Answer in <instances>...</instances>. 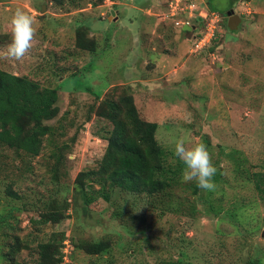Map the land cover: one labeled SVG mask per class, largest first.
<instances>
[{
  "label": "rangeland",
  "instance_id": "rangeland-1",
  "mask_svg": "<svg viewBox=\"0 0 264 264\" xmlns=\"http://www.w3.org/2000/svg\"><path fill=\"white\" fill-rule=\"evenodd\" d=\"M170 1L0 0V69L57 88L59 107L46 122L52 133L38 157L0 147V264L16 238L12 264H37V244L53 234L70 245L62 249L69 264L180 257L185 264H264V199L254 188L255 174H264V0H209L220 22L201 51L193 46L200 32L175 26L183 16L170 17ZM17 9L34 18L36 29L20 60L6 55ZM230 9L241 19L235 30L224 17ZM198 21L192 19L197 29L207 26ZM78 28L96 42L93 53L76 47ZM123 94L133 97L142 120L158 125L155 139L177 181L146 196L87 180L76 196L77 174L99 168L112 129L95 109ZM178 139L206 145L217 170L214 189L182 181L184 165L173 154ZM59 150L57 180L52 155ZM8 186L18 199L6 195ZM210 204L232 217L212 218ZM53 206L63 220L40 225L39 212ZM96 241H109L107 255L80 249Z\"/></svg>",
  "mask_w": 264,
  "mask_h": 264
},
{
  "label": "trees",
  "instance_id": "trees-1",
  "mask_svg": "<svg viewBox=\"0 0 264 264\" xmlns=\"http://www.w3.org/2000/svg\"><path fill=\"white\" fill-rule=\"evenodd\" d=\"M206 1L209 3V0ZM235 1L237 0L232 3L234 4ZM50 2L56 6H63L66 3H79L80 0H50ZM208 9L215 11L209 7ZM198 23L203 25L204 21ZM195 29L200 32V36L201 32L205 31V26L203 25L200 30L195 27L193 31H196ZM75 45L90 53L96 49V42L88 38L86 32L79 28L76 29ZM70 79L72 78L68 80ZM57 102V88L41 87L38 82L25 76H17L0 69V147L13 150L17 156L38 157L43 147V139L52 133V127L46 122L54 119L59 113ZM95 116L109 122L112 129L99 168L96 171H82L77 174L73 186L76 196H82L87 180L94 182H101L99 179L105 180L111 189H121L131 195L153 196L171 188L177 179V174L165 165V154L155 139L158 125L140 118L131 95L123 94L117 100L101 101L95 109ZM52 157L57 161L52 171L58 180L57 164L62 160V150ZM176 168L179 170L178 167ZM10 188L7 187L6 195L18 199L19 196ZM254 188L264 199V174H255ZM207 212L212 218L232 217L229 211L223 213V208L211 204ZM39 213L40 225H55L65 217L55 206L47 210L42 209ZM64 241V234H53L47 241L38 243L37 264H69L68 260L65 261L62 252ZM71 248L73 250V247ZM19 249L20 244L16 238L10 250L3 255L7 264L13 263L14 255ZM80 249L88 255L104 256L110 251V243L109 241L85 243ZM161 264H185V262L180 257L176 260L163 261Z\"/></svg>",
  "mask_w": 264,
  "mask_h": 264
},
{
  "label": "clouds",
  "instance_id": "clouds-1",
  "mask_svg": "<svg viewBox=\"0 0 264 264\" xmlns=\"http://www.w3.org/2000/svg\"><path fill=\"white\" fill-rule=\"evenodd\" d=\"M201 6L205 11L214 12L208 9L206 0ZM9 24L11 41L7 46L6 55L20 60L33 45L36 32L35 20L22 9H17L12 14ZM192 26L195 28L194 25ZM173 154L184 165L182 181H195L196 186L204 190L214 189L213 177L217 170L211 162L210 154L204 143L195 142L189 147L186 146L185 140L178 139L174 144Z\"/></svg>",
  "mask_w": 264,
  "mask_h": 264
},
{
  "label": "built area",
  "instance_id": "built-area-1",
  "mask_svg": "<svg viewBox=\"0 0 264 264\" xmlns=\"http://www.w3.org/2000/svg\"><path fill=\"white\" fill-rule=\"evenodd\" d=\"M205 0H171L169 6L170 17H180L179 20L175 21V26L184 27L192 25V19H198L200 21H206L205 31L201 32L200 36L194 42V50L201 51L214 37L216 25L220 22V17L214 12L202 11L196 4L202 5ZM64 248L70 245L64 241ZM63 248V249H64ZM64 253V259L67 260V255L70 253L62 250Z\"/></svg>",
  "mask_w": 264,
  "mask_h": 264
},
{
  "label": "water",
  "instance_id": "water-1",
  "mask_svg": "<svg viewBox=\"0 0 264 264\" xmlns=\"http://www.w3.org/2000/svg\"><path fill=\"white\" fill-rule=\"evenodd\" d=\"M111 14H113V12H111ZM225 16L227 17V21H226L227 27L230 30H235L237 28V26L239 25V23L241 22L240 16L235 14L233 9L228 10L226 12ZM193 28H194L193 26L192 27L184 26L183 30L188 31V30H193Z\"/></svg>",
  "mask_w": 264,
  "mask_h": 264
},
{
  "label": "flooded vegetation",
  "instance_id": "flooded-vegetation-1",
  "mask_svg": "<svg viewBox=\"0 0 264 264\" xmlns=\"http://www.w3.org/2000/svg\"><path fill=\"white\" fill-rule=\"evenodd\" d=\"M225 19H226V21H227V18H226V16H225Z\"/></svg>",
  "mask_w": 264,
  "mask_h": 264
}]
</instances>
